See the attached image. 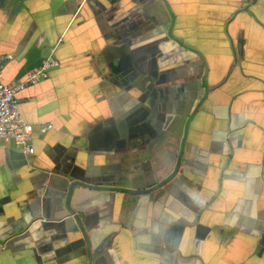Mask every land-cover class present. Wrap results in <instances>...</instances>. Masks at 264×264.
I'll return each mask as SVG.
<instances>
[{"label":"crops","instance_id":"1","mask_svg":"<svg viewBox=\"0 0 264 264\" xmlns=\"http://www.w3.org/2000/svg\"><path fill=\"white\" fill-rule=\"evenodd\" d=\"M2 55L60 65L0 142V264H88L75 182L92 264H264V0H0Z\"/></svg>","mask_w":264,"mask_h":264},{"label":"built area","instance_id":"2","mask_svg":"<svg viewBox=\"0 0 264 264\" xmlns=\"http://www.w3.org/2000/svg\"><path fill=\"white\" fill-rule=\"evenodd\" d=\"M11 60L12 55L0 56V142H12L24 153L33 155L35 127L22 119L15 96L28 87L48 80L50 73L59 67V62L51 57L44 58L38 66L26 72L22 81L6 84L2 81L3 66ZM50 128L40 126L38 131L45 133Z\"/></svg>","mask_w":264,"mask_h":264},{"label":"water","instance_id":"3","mask_svg":"<svg viewBox=\"0 0 264 264\" xmlns=\"http://www.w3.org/2000/svg\"><path fill=\"white\" fill-rule=\"evenodd\" d=\"M60 65V64H59ZM183 145L181 146V151H180V157H179V160L181 159V156H182V150H183ZM239 146V145H238ZM178 164H179V161H178ZM178 169V166L176 167L175 169V173ZM82 187V188H89L90 186H87L85 184H82V183H79V182H75V183H72L71 186H70V189L68 190L67 192V195H66V198H65V209L67 211V214L70 215L71 217H73L76 221V225L80 231V233L82 234V237H83V240H84V243L86 244V251H87V263L88 264H92V260L96 257V255H92L90 253V244H89V241H88V236L86 234V230L84 228V225L82 223V217H83V214L81 212H78V213H75V211L72 209L71 207V194H72V190L75 188V187ZM90 188H93V187H90ZM261 245L262 247L264 248V235L262 237V240H261Z\"/></svg>","mask_w":264,"mask_h":264},{"label":"flooded vegetation","instance_id":"4","mask_svg":"<svg viewBox=\"0 0 264 264\" xmlns=\"http://www.w3.org/2000/svg\"><path fill=\"white\" fill-rule=\"evenodd\" d=\"M199 106H200V103L195 107L193 113L191 114L190 118L188 119V122H187V125H186V128H185V131H186V132H187V129H188V124H189V122L191 121V119L193 118V116L195 115V113H196V111L198 110Z\"/></svg>","mask_w":264,"mask_h":264}]
</instances>
